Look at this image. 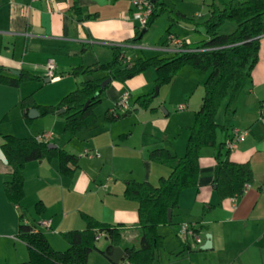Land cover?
<instances>
[{
  "label": "crops",
  "instance_id": "obj_1",
  "mask_svg": "<svg viewBox=\"0 0 264 264\" xmlns=\"http://www.w3.org/2000/svg\"><path fill=\"white\" fill-rule=\"evenodd\" d=\"M172 1L194 23L170 26L167 15H162L152 29L139 37L141 41L128 42L141 30L132 16V0H0V66L4 74L18 77L12 71L19 70L20 74L28 71L40 77L18 87L0 83V119L7 116L0 123V149L5 134L28 137L52 132L50 143L80 157L79 168L72 178L59 173L56 159L28 162L24 169L25 196L18 205L6 198L3 184L10 179L12 168L0 157V264H30L27 245L17 237L24 210L26 223L51 220V227L42 231L56 250L69 247L62 232L85 229L81 212L102 222L122 224L123 241L118 246L124 251L127 247H139L138 203L125 198L126 183L136 180L158 185L161 177L170 174L169 166L149 159L151 150L166 148L179 157L185 154L195 112L203 103L209 72L184 66L155 96L152 107L157 110L142 108L131 113L128 112L137 96L155 91V72L148 70L125 82L106 80L102 103L96 108L97 123L75 137L64 131V118L59 114L42 116L37 107L23 109L20 103L33 94L37 104L55 105L83 81L103 76L101 72L74 76L70 71L81 65L111 61V46L123 45L124 61H133L142 56L169 57L180 51L178 45L167 40L169 34L187 44L208 39L202 30V23L209 17L208 0ZM159 24V36L153 39L150 32L158 30ZM195 33L200 34L199 40ZM48 60L55 64L56 78L46 82ZM125 92L130 93L131 101L120 112L128 113L127 116L106 121L105 111L112 109ZM263 103L264 35L260 37L259 61L251 77L245 79L230 109L225 100L218 110L217 142L201 151L198 187L185 190L180 206L173 210L172 221L178 218L177 227L173 225L176 239L171 237L170 226L158 228L164 236L163 248L177 255V263L264 264ZM33 108L39 112L38 116L35 113L29 116ZM235 129L247 131V135L229 150L225 145ZM86 151L96 156L90 157ZM227 152L232 161L251 163L254 182L244 195L221 201L213 182L214 171L218 156L225 158ZM39 202L44 205L42 212L36 209ZM182 223L196 225L202 244L193 246L191 238L180 234ZM208 234L212 247L203 249ZM108 245L111 242L103 235L87 264H95L97 257L98 264H114L104 254ZM111 251L109 248L110 254ZM154 264L161 263L158 260Z\"/></svg>",
  "mask_w": 264,
  "mask_h": 264
},
{
  "label": "trees",
  "instance_id": "obj_2",
  "mask_svg": "<svg viewBox=\"0 0 264 264\" xmlns=\"http://www.w3.org/2000/svg\"><path fill=\"white\" fill-rule=\"evenodd\" d=\"M150 2L152 12L144 27L148 29L147 32L162 15H167L170 26L179 22L194 23V19L177 10L172 0ZM208 7L209 17L202 23L208 39L185 43V50L169 57L142 56L133 61H124L123 46H111V61L93 66L81 65L70 71L74 76H92L96 72L104 73L103 76L83 81L55 105L37 104L33 94L20 103L23 109L37 107L42 116L59 114L64 118V131L70 137H75L83 129L97 123L99 115L96 108L102 103V95L107 88L104 85L106 80L125 82L153 70L155 84L161 88L170 84L184 66L209 72L204 83L203 103L195 112L185 154L179 157L166 148L151 150L149 159L169 166L170 174L161 177L158 185L136 180L126 183L125 198L138 203L140 245L125 249L122 264L156 263L158 251L164 246V236L158 232V228L161 225H174V221H168V210H175L180 206V197L185 190L198 187L201 151L217 142V131L220 128L216 123L218 110L225 100L227 109H230L245 79L251 77L252 70L259 61L260 37L264 35V0H211ZM227 22L236 24L234 30L221 33V28ZM142 29L128 42L139 41ZM3 71L4 68L0 66V83L8 86L18 87L26 81L40 80L39 76L28 71H22L18 77L7 76ZM154 93L155 91L137 96L133 101L134 105L151 111L157 110V107H152ZM115 109L116 105L105 111L106 121L114 122L124 116L125 113L114 112ZM5 120L7 116L0 119V123ZM2 137L4 142L1 148L12 168L11 177L4 182L3 187L7 200L13 205L20 204L25 196L24 169L28 162L56 159L59 173L70 178L74 177L79 168L78 155L59 146L50 147V142L39 141L36 136L17 137L5 134ZM213 182L221 201L240 197L244 195L246 185L254 182V170L250 162L232 161L227 152L225 158L218 156ZM36 209L42 212L43 203L39 202ZM25 215L24 210L20 215L22 221L18 226L17 237L27 245L30 264H87L91 252L98 248L97 235H104L113 246H118L123 241L125 227L122 224L102 222L81 212L86 223L85 229L62 232L69 247L62 251L56 250L41 229L35 230V223L24 222ZM195 231L199 232V229L196 228Z\"/></svg>",
  "mask_w": 264,
  "mask_h": 264
},
{
  "label": "built area",
  "instance_id": "obj_3",
  "mask_svg": "<svg viewBox=\"0 0 264 264\" xmlns=\"http://www.w3.org/2000/svg\"><path fill=\"white\" fill-rule=\"evenodd\" d=\"M233 1H240V0H233ZM132 5L134 7V11L132 13L133 19L137 22L136 27L138 29H142L146 26L148 22V18L152 12V4L150 0H132ZM125 18H128L126 15ZM168 41L178 45L179 50H185L184 49V44L180 39L175 37L173 34L168 35ZM121 46V45H120ZM123 46V45H122ZM55 64L52 60H48L47 62V72H48V77L51 80H54L55 77ZM131 101V95L128 92H125L122 97L118 100L116 103V109L114 112L117 111H122L125 110L129 107ZM182 108V106L180 107ZM262 119L264 120V103L262 104ZM247 135V131L244 130H239L235 129L233 131V135L229 140L226 142V147L229 150H233L236 146L237 143L240 141H244ZM53 136L52 132H43L39 133L36 135V138L39 141H44V142H49L50 138ZM86 154L90 157L96 156V153L91 152V151H86ZM250 184L246 185V189ZM51 227V220L49 219H43L39 222L35 223V230H42L46 228ZM196 225L195 224H190V223H182L180 225V234L185 237V238H191L193 240V246H197L202 244L203 238L199 234V232H196ZM102 237L101 234L97 235V239H100ZM189 264H197L194 262H190Z\"/></svg>",
  "mask_w": 264,
  "mask_h": 264
},
{
  "label": "water",
  "instance_id": "obj_4",
  "mask_svg": "<svg viewBox=\"0 0 264 264\" xmlns=\"http://www.w3.org/2000/svg\"><path fill=\"white\" fill-rule=\"evenodd\" d=\"M147 28L142 29L141 34H140V38L147 32ZM15 75H20V71L19 70H13L12 71ZM50 81V78H47L46 82ZM159 93V87L156 86L155 88V93L154 96H157ZM135 109H140L142 110V108H140L138 105H134V107L132 108V110H130L128 113H131L133 110ZM36 114L37 116L39 115V112L33 108L30 109L29 111V116L33 117V114ZM128 113H125L124 116H127ZM50 147H56L55 144L50 143L49 144ZM0 157L1 159L5 162L8 163V159L4 153V151L2 150V148L0 149ZM172 216H173V210L169 209L168 210V221L171 222L172 221ZM212 247V241H211V235L208 234L207 235V240L205 242V244L202 246L203 249H210ZM109 248H111V254L109 253ZM104 254L105 256L114 264H119L125 255V251L121 246H113L108 245L105 249H104Z\"/></svg>",
  "mask_w": 264,
  "mask_h": 264
},
{
  "label": "rangeland",
  "instance_id": "obj_5",
  "mask_svg": "<svg viewBox=\"0 0 264 264\" xmlns=\"http://www.w3.org/2000/svg\"><path fill=\"white\" fill-rule=\"evenodd\" d=\"M175 2H177V0H174ZM211 3V0H208L207 2H206V4H207V6H209V4ZM209 11V7H207V12ZM206 18V15L203 17V18H201L200 19V21H203L204 19ZM158 21V20H157ZM156 21V22H157ZM155 22V23H156ZM160 23V22H159ZM175 25V24H174ZM174 25H172V26H174ZM235 23L234 22H227L222 28H221V33H230V32H232L233 30H234V28H235ZM202 27H203V25H202ZM151 29H152V27H151ZM155 29V28H154ZM160 29H161V26H160V24H159V26H158V30H151V32H150V35H152V38L153 39H157V37L159 36V33H160ZM202 30H204V27H203V29ZM195 35H196V37L198 38V40H199V36H200V34L199 33H195ZM142 40V39H141ZM140 40V41H141ZM168 85V84H167ZM155 88H156V86H155ZM159 91H160V88H159ZM157 97H158V95H157ZM156 98V97H155ZM177 222H178V218H177V216L175 217V219H174V226L175 227H177ZM169 226V225H168ZM173 225L172 226H170L169 227V230H170V232H172V235H171V237H172V239H176V236H175V227H174ZM63 237V236H62ZM105 241V238L104 239H102L101 240V242L100 243H102V242H104ZM160 261V263L161 264H181V263H177V260H179L178 258H177V255L174 253V252H172V251H170L169 250V248H167V247H164L163 249L161 248L160 250H159V252H158V257H157V260H156V262L157 261ZM98 262H99V258L97 257V258H95V264H98ZM189 264V263H188Z\"/></svg>",
  "mask_w": 264,
  "mask_h": 264
}]
</instances>
